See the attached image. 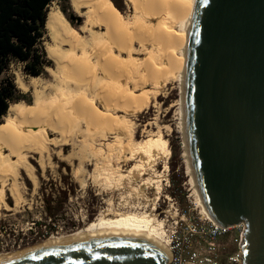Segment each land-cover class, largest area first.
<instances>
[{
    "label": "rangeland",
    "instance_id": "rangeland-1",
    "mask_svg": "<svg viewBox=\"0 0 264 264\" xmlns=\"http://www.w3.org/2000/svg\"><path fill=\"white\" fill-rule=\"evenodd\" d=\"M133 1L137 10L128 0L117 1L121 6V9L117 10L124 29L128 28L129 34L140 27H143L139 29L142 33L148 31L150 27V31L154 30L152 22L147 19L150 10L149 0ZM166 1L174 5L181 0ZM51 4L61 12L60 5L63 3H60V0H53ZM154 7L159 9L160 6L157 4ZM63 16L78 31L85 42L84 50L78 51L75 56L81 61L82 74L75 71L74 62L57 64L48 56L46 47L50 45V39L47 35L44 37L43 45L52 65L47 68L43 76L37 77L35 80L26 77L17 64H11L6 73L13 80L20 79L28 84V91H20L30 94L32 98L30 105L34 101L33 91L38 90L42 98L47 100L49 108L51 107L53 121H55L53 124L61 126L59 125L55 132H51L52 134L50 133L49 139L47 138L45 142L42 166L35 161L38 155L28 154V162L33 170V179H29L22 169L12 170L13 166L10 165L12 163L5 164L0 161V167L3 168H0V179L2 180V182L0 180V191L2 190L4 197V203L0 204V256L30 250L51 237L68 236L85 228L102 213L116 210L142 213L150 211L154 204L153 213L165 223L163 225L165 237H170L171 230L176 226L174 221H178L183 212L189 213L192 223L199 222L200 218L205 216L198 205L190 183L188 167L186 169V159L182 155L184 151L183 137H181L182 133L178 131L180 130V126H178L180 122V90L176 79L171 78L174 74L169 73V68L166 65H158L161 56L156 51L147 52L146 55L134 54L131 57L132 67L129 72V76L134 78L131 81L144 82L147 71L143 62H153L152 74L155 75L156 82L147 85L138 82L140 87H136L130 81L129 89L133 93L128 90L125 93L131 95L134 100L130 103L129 110H122L127 109L128 104L122 106L114 100L110 101L109 95L103 98L107 99L105 102L98 101L95 98L94 90L98 79L95 73L97 65L93 55V46L89 42V34L79 30L84 24L85 18L77 15L72 10L70 3L66 16L64 14ZM136 16H138V21ZM139 18L142 19V22ZM170 21L171 17L167 22ZM133 22L136 23L135 26H133ZM155 23L157 21L153 22V24ZM92 31L105 32L103 28H93ZM142 45L146 50L151 48L150 42H145ZM138 48L139 45L134 43L135 53ZM64 73L68 75V78ZM62 77L67 78V85L59 83ZM130 77L128 80L131 79ZM30 85H34V89L29 87ZM105 86L108 88L106 84ZM108 86L113 94L122 96L121 88L125 87L124 84L114 81L110 82ZM49 99H51L50 102H48ZM75 102L78 106L80 105V108L76 109L77 106L74 108ZM103 108L112 109L110 116L117 121L114 127L109 126V123H97L95 114L102 116ZM130 137L133 145L148 138L167 141L170 151L168 158H157L154 165L151 164V167L147 169L149 172L146 171L144 176L131 181L135 189L136 185L137 188L144 181L159 180L157 184L160 186V194L156 201H154V183L146 185L147 187H141L145 197L140 198L135 196L134 191H130L133 187L127 185L126 179L125 182L124 179H119L122 177L121 175L127 174L132 165L138 163L137 160L132 162L127 160L129 148L127 143L130 142ZM12 142L13 139L8 138L1 141L0 146ZM3 153L8 155V151L4 150ZM10 159L14 160L11 157ZM164 166L167 168L165 169ZM106 170H109L110 173H107L112 175L109 179H105ZM113 170L116 174L113 173ZM1 171L9 172L2 173ZM172 182L179 185L173 187ZM11 185H14L18 191L16 193L17 201L9 192ZM71 185H76V188L73 191L66 190ZM42 191H45V194H48L53 201L64 199L63 192L67 191V200L56 216L54 231L47 238H45V233L52 223L48 219L45 220ZM35 222L41 223V225L35 224ZM226 239V236H222L217 241L224 242ZM228 250L226 255L231 253V247ZM222 258H220L221 261H224ZM221 261L219 264H229L226 260Z\"/></svg>",
    "mask_w": 264,
    "mask_h": 264
},
{
    "label": "water",
    "instance_id": "water-1",
    "mask_svg": "<svg viewBox=\"0 0 264 264\" xmlns=\"http://www.w3.org/2000/svg\"><path fill=\"white\" fill-rule=\"evenodd\" d=\"M184 146L206 211L244 223L242 264H264V0H197L183 85ZM155 245L106 237L0 264H165Z\"/></svg>",
    "mask_w": 264,
    "mask_h": 264
},
{
    "label": "bare ground",
    "instance_id": "bare-ground-1",
    "mask_svg": "<svg viewBox=\"0 0 264 264\" xmlns=\"http://www.w3.org/2000/svg\"><path fill=\"white\" fill-rule=\"evenodd\" d=\"M128 1L132 5H134L135 9L137 10V6L135 5L134 1ZM149 2L150 10L148 9L149 14L147 16V19H150V22H152L153 25L152 28L155 27V29L150 31V27L149 30L147 29L148 31L145 30L146 32L142 33L139 29L143 27H140L138 28L139 31L137 29H134L135 32L129 34L128 28L124 29L123 23L118 15V10L113 6L111 0H69L72 10L77 15L85 18L84 24L79 28V30L87 32L89 34V42L93 46V55L96 59L97 65L95 73L98 79L97 85L94 86V90L95 98L98 101L101 102V100H103V102H105L107 99L103 98L106 95H109L108 99H110V101L114 100L117 103H120L122 106H127L128 104L127 109L122 110H129L128 107H130V103L134 100V98H132L131 95L126 94L125 92L126 90L131 91L129 89V83L132 79H134L133 77L129 76L130 68L132 67L131 57L134 54L146 55L147 52L153 53L154 51H156V53H159V55L161 56V60L158 65H166V67L169 68V73L174 74L171 78L176 79L179 84L178 89L180 90V122L178 124V126H180V130L178 131L182 133L181 137H183L184 151L182 155H184L186 159V169L188 167L190 183L194 189L198 205L201 208V211L205 214V216L212 220L200 200V196L196 189V185L194 184V180L192 178V174L189 168L188 155L184 146L182 99L186 68L187 40L190 23L197 0H181L176 2L174 5L166 0H149ZM157 4L160 6L159 9H156L154 7ZM138 16H136V18ZM141 17L143 16L141 15ZM169 17H171V21L167 22ZM139 20L141 21L142 19L139 18ZM155 21H157V23L153 24V22ZM133 24V26L136 25V23L134 22ZM93 28H103L105 32L102 33L100 31H92ZM45 31L46 35L50 39V45L46 47L48 56L53 59L57 64H66L68 62H74L73 66L75 67V71L80 72L82 74V68L80 67L81 61L75 56L77 55L78 51L84 50L85 42L79 35L78 31L67 22L63 14L53 4L49 5L47 8ZM145 42L151 43L150 49L146 50V48H143L142 44ZM134 43H137L139 45L137 53H135L133 49ZM152 64L153 62H143V66L147 71L146 80L142 83L138 80L131 81L136 87H140L138 82L143 85L153 84L154 82H156V77L152 74ZM64 75L66 74L64 73ZM67 76L68 75H66V77ZM129 77L131 78L130 80H128ZM62 78H60L59 83L67 85L68 81L66 79L68 77L66 79ZM114 81L124 84L125 87L121 88L122 96L120 94L119 96H116L112 93L111 89L109 88V83H112ZM105 84L108 88H106ZM29 87H33L34 89V85H30ZM33 96L34 101L32 105L17 103L20 104V106L15 110L10 111L8 108L7 113L4 117V121L2 124H0V142L3 140H7L8 138L13 139L12 143L0 146V161L5 164L7 162L12 163L10 164L11 166H13V168H11L12 170L15 169L17 171L18 169H22L29 179H33V170L30 163L28 162V154L34 153L38 155L35 161L40 166H42V154L45 149V142L50 133L55 132V130L60 125L53 124V122L55 121H53V115L50 110L51 107L49 108L47 100L42 98L38 90L33 91ZM50 100L51 99H49L48 102H50ZM79 106L76 103V105H74V108L76 107L77 109ZM54 110L56 109L54 108ZM111 112L112 109L103 108L102 116H97L95 114L98 121L97 123H109V126L114 127L117 124V121L112 119V117L110 116ZM67 122L70 123V121ZM123 122H125L124 119ZM131 140L132 138L130 137V142L127 143L129 145L127 160L129 162L137 160L138 163L134 164V162V165H132L129 170L127 169V174H125L124 176L120 174L122 177H119V179L121 178V180L124 179V182L126 179L127 185L129 186L133 185L131 184V181L133 182V180H137L144 176L146 171H148L147 169L151 167L150 165L153 164L157 158H168L170 154L166 140L160 141L157 139L153 140L152 138H148L141 143H136L135 145H133ZM4 150L8 151V155H5V153H3ZM10 157L14 158V160L10 159ZM164 168L166 169L167 167L164 166ZM4 172L8 173L9 171ZM107 172L110 173V171L106 170V173H104L105 179H109L110 176L112 177V175ZM153 172L155 171L153 170ZM113 173H115V171ZM152 180L153 181H151V179L147 181L142 180L144 182L141 181V185L137 188V185L135 183V189L133 185V188L130 189V191H134L135 196L144 198L145 194L143 190H141V187H145L146 185H152L154 183V201H156L158 200V195L160 194V186L157 184L159 183V180ZM9 192L11 196H13V198L17 201L16 193H18V191H16L14 185L10 186ZM127 193L130 192L127 191ZM3 203L4 197L3 192L1 190L0 204ZM152 206L153 207L150 211L142 213L124 212L118 210L108 213H102L96 220L90 222L85 228L77 230L76 232L68 236L51 237L43 241L38 246L31 248L30 250L56 247L65 243L82 240H95L106 237H122L134 240H142L151 243L167 254V245L169 239L165 237V233L163 231V225L165 223H163L164 221L159 220L156 214L153 213L155 206L154 204ZM26 251L14 253L12 255H1L0 262L13 257L20 256Z\"/></svg>",
    "mask_w": 264,
    "mask_h": 264
},
{
    "label": "trees",
    "instance_id": "trees-1",
    "mask_svg": "<svg viewBox=\"0 0 264 264\" xmlns=\"http://www.w3.org/2000/svg\"><path fill=\"white\" fill-rule=\"evenodd\" d=\"M52 1L0 0V124L3 123L9 103L23 102L30 105L32 102L30 94L22 93L14 85L13 78L7 76L10 65H19L22 74L31 78L43 76L52 65L43 45L47 8ZM117 1L111 0L113 6L120 10ZM60 3H63L60 5L61 12L66 16L69 0H60ZM172 184L173 187L179 185ZM74 188L76 185H71L66 190L73 191ZM66 192H63L64 199L53 201L42 191L45 220L52 223L45 238L54 231L56 216L67 200ZM35 224L41 225L38 222Z\"/></svg>",
    "mask_w": 264,
    "mask_h": 264
},
{
    "label": "built area",
    "instance_id": "built-area-1",
    "mask_svg": "<svg viewBox=\"0 0 264 264\" xmlns=\"http://www.w3.org/2000/svg\"><path fill=\"white\" fill-rule=\"evenodd\" d=\"M191 216L183 212L171 230L165 264H219L220 258L229 264H242L245 224L223 227L215 221L201 217L192 223ZM226 236V241H217ZM231 247V253L228 248ZM223 261V262H224Z\"/></svg>",
    "mask_w": 264,
    "mask_h": 264
},
{
    "label": "clouds",
    "instance_id": "clouds-1",
    "mask_svg": "<svg viewBox=\"0 0 264 264\" xmlns=\"http://www.w3.org/2000/svg\"><path fill=\"white\" fill-rule=\"evenodd\" d=\"M33 80H35L36 78H32ZM14 85L21 91H28V86L27 83L23 80L20 79H14L13 80ZM22 103V102H20ZM20 106V104L17 103H9V110H15L16 108H18Z\"/></svg>",
    "mask_w": 264,
    "mask_h": 264
},
{
    "label": "flooded vegetation",
    "instance_id": "flooded-vegetation-1",
    "mask_svg": "<svg viewBox=\"0 0 264 264\" xmlns=\"http://www.w3.org/2000/svg\"><path fill=\"white\" fill-rule=\"evenodd\" d=\"M160 213H162V211H160ZM220 261H221V259H220ZM221 262H223V261H221Z\"/></svg>",
    "mask_w": 264,
    "mask_h": 264
}]
</instances>
